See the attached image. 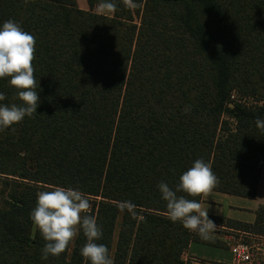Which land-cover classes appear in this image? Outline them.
<instances>
[{
    "label": "trees",
    "instance_id": "16d2710c",
    "mask_svg": "<svg viewBox=\"0 0 264 264\" xmlns=\"http://www.w3.org/2000/svg\"><path fill=\"white\" fill-rule=\"evenodd\" d=\"M113 2L107 16L93 11L100 0H87L88 11L75 0H0V26L12 19L36 39L40 100L31 118L0 131V264H90L82 231L41 259L46 241L32 235L30 213L51 186L87 195L103 232L96 242L114 264H190L191 243L227 248L167 218L158 184L174 188L197 159L219 179L212 191L256 197L264 0ZM8 79L0 104L19 105ZM255 214L253 224L226 225L264 236V207Z\"/></svg>",
    "mask_w": 264,
    "mask_h": 264
},
{
    "label": "clouds",
    "instance_id": "9594fccd",
    "mask_svg": "<svg viewBox=\"0 0 264 264\" xmlns=\"http://www.w3.org/2000/svg\"><path fill=\"white\" fill-rule=\"evenodd\" d=\"M123 3L127 7L136 6L133 0H123ZM116 9L113 0H100L97 6L101 14ZM35 46V37L18 22L9 19L0 26V79L9 78V85L17 90V98L21 101L19 105L0 104V131L37 113L40 100L33 66ZM5 99V95L0 93V101ZM256 125L264 131V120L258 119ZM218 183L211 164L203 159L195 160L179 177L174 188L161 181L157 187L166 202L167 218L173 223L181 222L185 229L196 232L202 240L211 239L217 225L209 218L208 210L203 209L201 202L188 197L207 196ZM91 207L87 195L79 189L51 186L49 190L37 193L30 219L46 241L42 248V260H47L50 255L59 257L82 231L87 241L80 249L82 258L90 264H114L108 247L96 242L102 238L103 232L97 218L88 214ZM119 207L123 210L132 205L131 202H121Z\"/></svg>",
    "mask_w": 264,
    "mask_h": 264
},
{
    "label": "crops",
    "instance_id": "0c3cea01",
    "mask_svg": "<svg viewBox=\"0 0 264 264\" xmlns=\"http://www.w3.org/2000/svg\"><path fill=\"white\" fill-rule=\"evenodd\" d=\"M81 8L82 10H88V3L86 0H82L81 2ZM261 193H264V164L262 167L261 175H260V180L258 184V189L256 193L255 200H258L260 197ZM228 197V199L226 198ZM247 198H242V197H237V196H232L216 191H211L207 196L202 197V207L205 210H208L209 216H214L217 218L221 219V223L216 224L217 226L219 225H226V220H235L238 222H243V223H249L253 224L256 220V210H254L253 213H248L247 210H250L254 207H250L246 201ZM254 200V199H251ZM264 205V204H262ZM261 206V204L259 205ZM212 236L218 238L215 233L211 234ZM193 247L194 243H191L189 245V248L184 256V259L187 260L189 259H198L201 261V259L204 260V262L208 263H214V264H231L232 262V254L230 251L228 253L230 254V257H227L222 249L218 248L216 249L213 247H205L206 249H203L202 251H195L193 252ZM199 248H197L198 250ZM229 250V249H228ZM199 252V253H197ZM211 253L214 256L213 261L208 260L212 255L209 254Z\"/></svg>",
    "mask_w": 264,
    "mask_h": 264
},
{
    "label": "built area",
    "instance_id": "2783aa9c",
    "mask_svg": "<svg viewBox=\"0 0 264 264\" xmlns=\"http://www.w3.org/2000/svg\"><path fill=\"white\" fill-rule=\"evenodd\" d=\"M216 229L222 231V234L218 235V239L231 252L234 264L263 263L264 236L236 230L224 225H219Z\"/></svg>",
    "mask_w": 264,
    "mask_h": 264
},
{
    "label": "rangeland",
    "instance_id": "374dc122",
    "mask_svg": "<svg viewBox=\"0 0 264 264\" xmlns=\"http://www.w3.org/2000/svg\"><path fill=\"white\" fill-rule=\"evenodd\" d=\"M76 1V4H77V6L79 7V8H81V2H82V0H75ZM87 1V0H86ZM83 2H84V0H83ZM89 7V6H88ZM89 10V9H88ZM87 10V11H88ZM93 11L94 12H96V13H99L98 11H97V6H95L94 8H93ZM99 14H101V13H99ZM112 14H113V12L112 13H103V15H107V16H112ZM251 100L252 99H245L244 100V102H246V103H249V102H251ZM227 199H228V197H226ZM244 201H246L247 202V204L250 206V207H254V208H252V209H250V210H247V212L248 213H253L254 214V210L255 209H258L260 206V204H261V206H263L264 207V205H262V204H264V193H261V195H260V197L258 198V200H251V199H245ZM255 215V214H254ZM36 230H38L35 226L33 227V231H32V235H34L35 234V232H36ZM213 233H215V235H221L222 234V231L221 230H219V229H216ZM213 247V246H209V245H204V244H201V243H194V247H193V252H195V251H199V250H203V249H206L205 247ZM227 247V246H226ZM197 248H199L198 250H197ZM213 248H215V247H213ZM216 249H218V248H216ZM220 249H222L224 252H226V253H224L227 257H230V254L228 253V249L227 248H220ZM264 252V251H263ZM197 253H199V252H197ZM209 254H211V253H209ZM212 255V254H211ZM263 257V259H264V255L262 256ZM213 259H214V256L212 255L210 258H208V260H212L213 261ZM187 260L188 261H190V264H214V263H208V262H204V260L203 259H201V261L200 260H198V259H189V258H187ZM231 264H234V262H233V257H232V262H231ZM260 264H264V260H263V263H260Z\"/></svg>",
    "mask_w": 264,
    "mask_h": 264
}]
</instances>
